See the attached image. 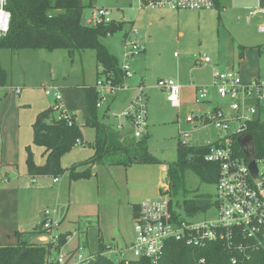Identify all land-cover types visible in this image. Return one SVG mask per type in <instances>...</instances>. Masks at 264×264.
I'll return each instance as SVG.
<instances>
[{"label":"rangeland","instance_id":"1","mask_svg":"<svg viewBox=\"0 0 264 264\" xmlns=\"http://www.w3.org/2000/svg\"><path fill=\"white\" fill-rule=\"evenodd\" d=\"M82 1L83 5L86 6L84 14L87 18H91L93 6L89 5L90 0ZM4 2L5 0H0V6H3ZM218 2L219 4L215 3L212 8L201 10H172L168 7L148 6L140 8L137 0H96L94 2V9L107 8L111 19L124 22L122 30L101 39L102 44L108 47L117 58L120 66L125 63L124 33L126 35L129 28L132 31L136 30L137 35L134 37L143 46L140 53L126 62L133 73V77L125 81L128 89L114 92L109 89L104 91L106 100L102 101L101 107L98 108L99 119L104 124L113 123V127H115L118 124V119L123 120L120 112L133 99L135 92H137V84L142 83L148 110L145 141L151 154L159 159V162L133 165L144 170H126L127 167H125V178L122 186L115 185V182L111 181L112 187L109 185L105 187L102 196H100V202L95 199L91 205L83 210V220L89 219V221H86V225H81L80 229L87 228L85 238L91 250L97 251L95 247L97 245L98 216V224L100 226L101 223L107 237L118 230L122 235V243L125 241L124 252L121 255L115 256L111 252L107 255L111 258L131 259L132 254L128 251V248L131 239L134 237L133 219L132 217L125 219L122 215L117 217L115 208H111L114 200L119 198L120 195L123 197L124 194L125 199L129 197L135 203L140 202L142 199L158 197L162 191V187L158 186V182L160 181L163 186L165 184L164 177H167V174L162 175L164 171L162 169L164 166L167 169L175 166L176 147L179 142L185 141L191 145L205 144L227 134L224 131L219 132L212 125L204 126L201 118L212 107L216 105L224 107L227 102V100L216 96L214 93L211 79V68L213 66L227 69V66L222 62L224 61V63L231 62L238 67V61L243 56L239 58L237 54L241 50L242 55L243 53L246 55L243 62L244 67L252 72L255 78L264 79V31L259 30V25L263 24L264 20L261 14L249 15V11L256 9L260 5L259 3H264V1L218 0ZM22 50L23 56L20 64L12 67V64L15 63L10 58V50L1 49V64L8 69L7 84L30 86L27 93L32 96L33 100L46 101L48 104L53 105V97L44 93L45 87L57 84H81L83 81L84 84H92L96 81L97 76L99 81L105 78L103 74H97L98 68L94 49L74 51L73 58L67 57L66 49L53 50L51 56L54 61L50 65L42 61L43 57L36 53L38 49L25 48ZM42 52V54H45L46 51ZM232 55H235V58ZM204 56L210 58V63L205 64L201 61ZM50 72L56 78L55 81L50 80ZM177 75H181V78L178 79ZM159 79H173L181 84L180 102L178 104L167 101L166 91L157 85ZM190 84L197 85V87L207 86L208 99L197 101L196 88L193 89ZM13 90L14 87H9L8 99L5 102L3 111L6 110L9 103L13 102L12 100L17 101L18 96L16 97ZM112 97H115V99L110 103V107L105 113V105ZM4 100L2 98L0 103ZM72 100L75 103V99ZM261 105L262 110L259 118L264 120V100ZM75 110L77 119L82 122L81 110L79 108H75ZM3 111L1 113H4ZM104 113L107 115H103ZM190 114L194 115L193 122L186 121V116ZM228 114L229 111L226 110L225 117ZM2 118L4 117L0 116V119ZM6 122L9 125L8 127L11 128V122L8 120ZM82 132L84 139L92 141L93 130L91 128L82 127ZM185 133H188V136L185 137ZM129 134H131V131H129ZM108 166L103 165L99 168L95 166L91 171V177L101 176L103 180V171L110 170ZM115 170H120V167ZM165 171L167 173V170ZM3 177H5V174L1 171L0 179ZM165 185L169 186L168 184ZM170 196L178 206L182 204L184 199L197 196H202L213 202L216 197V186L215 184L201 182L196 174L187 170L184 175V188L180 185L176 191L171 190ZM44 207L43 209L52 210L49 206ZM216 212V208L211 204L207 209L199 211L195 218L211 219L216 215ZM41 219L42 215L40 214L39 220L37 218L25 225L24 229H27L25 239L27 241L41 243L38 241L41 234L34 232V228H37L40 222V226H42ZM75 236L61 248L62 251H67L68 248L73 247ZM80 237L83 238V236ZM103 243L110 245L109 243H112V241L103 240ZM87 251L86 249L85 253ZM110 251L112 250L110 249Z\"/></svg>","mask_w":264,"mask_h":264},{"label":"trees","instance_id":"2","mask_svg":"<svg viewBox=\"0 0 264 264\" xmlns=\"http://www.w3.org/2000/svg\"><path fill=\"white\" fill-rule=\"evenodd\" d=\"M85 7L78 0H5L3 9L9 12L10 16L6 32L0 35V50L9 49L15 52L25 48L66 49L68 56L72 57L74 51L91 48L95 50V58L101 68L98 74L110 78L113 84L121 83L123 72L117 58L102 44L101 39L122 30L124 22L110 19L96 24L81 25ZM241 56L242 52L239 54V57ZM7 79V71L0 62V87L6 85ZM80 89L86 109L84 123L79 124L73 115L70 123L56 118V109L53 105L37 113L32 124V143L44 148L46 156L42 164H36L30 146H26L25 164L29 175L59 177L67 173L70 180H77L91 177V168L94 165L109 163L129 167L134 164L159 162L146 145V135L139 140L131 136L123 138L114 128L100 121L96 106L99 99L96 85L83 84ZM82 127L93 130L92 141L87 142V145L92 147L93 154L84 161L63 168L60 163L61 157L76 143L84 142ZM247 132L252 135L258 157L264 158V120L259 118L249 124ZM236 138H232V148L235 155L243 157ZM219 145L218 141L195 145L179 142L176 147L175 166L169 167L166 173L169 190L176 191L180 185L184 188V175L187 170L196 174L201 182L215 184L218 178V165L205 161L204 155L212 146ZM211 204V200L197 196L184 199L179 206L194 215L207 209ZM136 207V204L133 205L135 210ZM37 228L40 232V227ZM14 235L15 243L0 245V264H51L47 262L51 244L27 241L24 232L21 231H15ZM64 244L65 238L61 235L55 248L59 249ZM105 252L106 247L100 237L97 251L85 264H155L146 258L115 260ZM232 257H236L238 262L244 261L245 264H264V248L241 252L217 241L194 246L184 241L170 239L166 241L156 264H231ZM201 258L205 260L203 263L199 261Z\"/></svg>","mask_w":264,"mask_h":264},{"label":"built area","instance_id":"3","mask_svg":"<svg viewBox=\"0 0 264 264\" xmlns=\"http://www.w3.org/2000/svg\"><path fill=\"white\" fill-rule=\"evenodd\" d=\"M138 7H168L172 10L178 9H209L215 5V0H137ZM7 15V23L0 35L8 28L9 16L7 11L0 6ZM258 11L264 13V9ZM250 11L249 14H253ZM110 14L107 9L97 8L91 11V18H85L88 24H96L100 21H109ZM264 31V25L259 27ZM136 30H127L124 37L125 63L120 66L123 72V81L113 84L110 78L105 77L96 84L99 99L96 106L101 107L105 100L104 91L111 92L128 89L125 81L133 77L129 64L126 63L133 56L143 50L142 44L134 37ZM205 64L210 63V58L204 56L201 59ZM212 87L216 96L227 100L225 106L216 105L202 116L204 126L212 125L219 132L227 133L218 137L215 141L219 146H212L210 151L204 155V160L218 165V178L215 183L216 197L212 205L216 208V215L211 219H197L194 214H189L182 206L173 202L170 196L169 186L165 184L156 198L142 199L136 204L133 216L134 237L130 242L128 251L131 259H150L156 264L163 252L167 240L184 241L194 246H203L206 242H222L228 248L238 251H255L264 248V158L255 157L256 175L250 168L245 156H237L232 148V138L245 132L249 124L259 119L262 110L261 102L264 100V79L253 78L244 80L239 71L233 67L221 69L213 66ZM157 85L167 93V101L173 104L180 102L181 86L173 79L157 81ZM136 87V86H135ZM51 88V89H49ZM137 92L128 106L120 112V116L128 121L131 127V137L139 140L146 134L148 110L145 102L143 84H137ZM18 93L19 90L17 89ZM45 95L52 96L56 109V118L71 122V115L63 108L62 94L58 86L44 89ZM208 87H196V100L208 99ZM229 111L225 117V111ZM194 115L186 116L187 122H193ZM188 133H185V137ZM185 144V141H181ZM208 141L205 144H211ZM57 180V179H55ZM42 230L47 238L42 244H51L47 255V262L51 264H85L93 257L94 253H85L82 243L74 248L62 251L55 248L61 235L65 242L69 237L59 232V220L52 215L49 209H43ZM67 239V240H66ZM110 249L112 251H110ZM115 256L121 255L123 249H112L106 247L105 254ZM108 256V255H107ZM117 260L118 258H115ZM129 259V258H128ZM204 262V258L199 260ZM231 264H245L238 262L236 257L231 258Z\"/></svg>","mask_w":264,"mask_h":264},{"label":"crops","instance_id":"4","mask_svg":"<svg viewBox=\"0 0 264 264\" xmlns=\"http://www.w3.org/2000/svg\"><path fill=\"white\" fill-rule=\"evenodd\" d=\"M81 5H83L82 0H78ZM96 1V0H95ZM94 0H90L89 5L94 7ZM264 1V0H263ZM261 2V0H260ZM217 3L219 4L218 0ZM216 3V4H217ZM260 5L251 11H254L253 14H261L262 19L264 20V13L258 11L259 9H264V3H259ZM104 8V7H100ZM107 9V8H105ZM250 12V11H249ZM249 14V15H253ZM87 20V16L85 15ZM85 20V23L87 21ZM261 25H264L261 23ZM263 32V31H262ZM22 50V49H21ZM18 50L12 52L10 50V58L14 61L15 64H12V67H16L20 64L22 51ZM57 50V49H54ZM36 53L42 58V61L47 63L48 65L53 64V57L51 56L53 50L47 49H38ZM42 51L45 54H42ZM242 52L239 50L238 56ZM68 58V52H66ZM243 57H239L238 67L235 64L228 62L223 64L227 66V68L233 67L241 73V76L244 80H250L255 78L254 74L247 70L244 65V59L246 55H242ZM235 58V55L233 56ZM73 58V57H72ZM221 60V59H219ZM1 62V56H0ZM97 63V62H96ZM218 64V63H215ZM2 65V64H1ZM97 66V74L100 72V67ZM216 66V65H215ZM218 67V66H216ZM4 68V67H3ZM7 71L8 69L4 68ZM212 69V68H211ZM225 69V68H221ZM212 73V71H211ZM254 76V77H253ZM257 77V76H256ZM177 78L180 79L181 75H177ZM259 78V77H258ZM55 77L50 72V80L55 81ZM97 80L99 81V77L97 76L96 81L92 84L86 83L89 85H96ZM84 84H68V85H53L58 86V88L62 89V101L63 108L70 114L73 115L75 120L82 124L86 119V109L84 103V97L80 86ZM181 85V84H179ZM43 86V85H42ZM45 86V85H44ZM47 86V85H46ZM190 86L194 89L197 85L190 84ZM9 87H14V94L16 95L17 101L12 100L13 102L9 103L5 108V102L8 99V91ZM66 87V88H65ZM48 88V87H45ZM0 101L2 98L5 100L0 103V116L4 118L0 119V172L2 171L5 174V177L0 179V245L3 244H12L16 242L15 239V231L24 232V238H26L27 229H24L27 223H30L32 220H36L40 217L41 211L44 206H49L52 208V215L59 220V232L65 233L68 235L70 240L75 235V243L72 245L73 247L68 248L72 249L77 244L82 243L85 246V250L87 249V253H95V251L90 249L88 242L86 241L85 236H87V228L80 229L81 225H86V221L89 219L83 220V210L91 205L95 199L100 202V196H102V192H104L105 187L109 185L112 187L111 181L115 182V185L122 186L125 178V167L122 165H111L108 163L102 165H94L91 168V171L95 166L99 168V166L109 165L110 170L103 171V177H89V178H80L77 180H70L68 178V174L64 173L59 177H52L47 175H36L31 176L27 172V167L25 164L26 159V146H30L31 151L33 153L34 162L36 164H42L44 162L46 154L44 153V148L40 146H36L32 143V124L35 120L37 113L51 104H48L46 101H36L32 99V96H29L27 93L30 86L25 85H8L6 83L5 86L0 88ZM19 90L17 93L16 90ZM3 90V91H2ZM122 90V89H121ZM105 95V94H104ZM2 96V97H1ZM4 96V97H3ZM75 99V103L73 102ZM115 97H112L111 100L105 105L104 112L109 109L110 103L113 102ZM106 100V97H105ZM76 104V105H74ZM75 108H79L81 110V116L83 121L80 122L77 119V113ZM103 115H107V114ZM108 113V112H107ZM112 113V112H111ZM123 120L118 119V124L113 127V123H109L106 125L114 128L123 138L130 137L129 131H131L130 124L127 120L122 118ZM11 122V128H9L6 121ZM148 120V117H147ZM127 124V126H126ZM147 134V130H146ZM145 134V135H146ZM84 137V136H83ZM7 138V143H6ZM88 139H84V142L76 143L73 148L65 153L60 160L61 166L63 168L69 167L71 164L75 162H81L85 159L89 158L93 154V149L90 145H87ZM139 165L135 164L134 166ZM133 165L126 168V170L131 169H143L140 167H134ZM120 167V170H115ZM144 170V169H143ZM164 170L162 175H166L167 167H163ZM120 172V173H119ZM120 175H118V174ZM114 174V175H113ZM96 176V175H95ZM98 176V175H97ZM108 178H105V177ZM166 177H164L165 180ZM57 179V180H55ZM158 186L163 187L162 183L159 181ZM159 187V188H160ZM138 202L131 201L129 197H126L125 194L123 197L121 195L119 198L115 199L111 205V208H115V212L117 217L122 215L125 219L128 217L134 216L135 209L133 205ZM110 208V209H111ZM78 215L76 216V214ZM102 214V213H100ZM37 220V221H38ZM42 220V219H41ZM98 216H97V245L96 249L99 246V238L101 237L102 241L109 240L112 243H109L112 249H123L125 248L124 242L122 243V235L121 232L117 230L116 233L112 232L109 237L106 236V231L104 228L98 224ZM41 225V222H40ZM38 225V227H41ZM79 225V226H78ZM62 227V229H61ZM79 227V228H78ZM103 228V229H102ZM41 231H37L38 228H34V232L41 234L38 241L42 244L44 240L47 238L45 236L44 231L40 228ZM43 231V232H42ZM102 232V234H101ZM80 236H83L81 238ZM67 240V239H66ZM132 240V239H131ZM68 241L65 242L64 245L67 244ZM119 242V243H118ZM131 242V241H130ZM63 245V246H64ZM95 249V250H96Z\"/></svg>","mask_w":264,"mask_h":264},{"label":"water","instance_id":"5","mask_svg":"<svg viewBox=\"0 0 264 264\" xmlns=\"http://www.w3.org/2000/svg\"><path fill=\"white\" fill-rule=\"evenodd\" d=\"M84 24H85V14L82 15V18H81V25H84ZM236 142L238 146L240 147L241 151L243 152L244 156L250 160L249 168L251 172L254 175H256L257 169H256L255 157L257 156V150H256L254 140L252 138V135L249 132H245L237 136ZM165 184H168L167 177L165 178Z\"/></svg>","mask_w":264,"mask_h":264},{"label":"bare ground","instance_id":"6","mask_svg":"<svg viewBox=\"0 0 264 264\" xmlns=\"http://www.w3.org/2000/svg\"><path fill=\"white\" fill-rule=\"evenodd\" d=\"M7 23V15L3 10H0V30H4Z\"/></svg>","mask_w":264,"mask_h":264}]
</instances>
